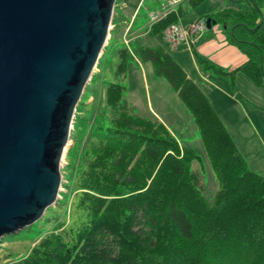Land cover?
I'll return each mask as SVG.
<instances>
[{"label": "trees", "instance_id": "16d2710c", "mask_svg": "<svg viewBox=\"0 0 264 264\" xmlns=\"http://www.w3.org/2000/svg\"><path fill=\"white\" fill-rule=\"evenodd\" d=\"M183 1L195 8L205 0ZM247 1L248 9L224 7L207 15L247 56L242 65H218L195 43L191 50L205 70L232 78L241 71L264 87V0ZM181 16L182 4L148 34L164 32ZM119 54V73L126 74L131 58L151 61L191 112L220 184L214 199L192 168L201 160L195 149L157 117L133 112L123 102L125 86L111 83V125L73 181L80 222L71 228L61 223L6 264H264V175L249 168L205 90L169 50L137 45Z\"/></svg>", "mask_w": 264, "mask_h": 264}, {"label": "water", "instance_id": "95a60500", "mask_svg": "<svg viewBox=\"0 0 264 264\" xmlns=\"http://www.w3.org/2000/svg\"><path fill=\"white\" fill-rule=\"evenodd\" d=\"M116 3L0 0V242L57 202L76 107Z\"/></svg>", "mask_w": 264, "mask_h": 264}, {"label": "rangeland", "instance_id": "374dc122", "mask_svg": "<svg viewBox=\"0 0 264 264\" xmlns=\"http://www.w3.org/2000/svg\"><path fill=\"white\" fill-rule=\"evenodd\" d=\"M168 1L117 0L108 43L76 107L69 142L61 163L62 185L57 202L32 225L2 237L0 264L27 254L37 240L59 228L61 223L71 228L75 220L80 222L77 218L82 212L76 207L73 181L76 172L85 162L87 151L102 137V130L111 125L112 109L106 98L111 83L125 86L123 102H127L133 112L149 118L157 117L170 128L182 145L195 149L201 160H194L192 168L200 173L201 188L206 197L214 199L220 184L211 166L208 151L191 112L169 81L155 73L151 61H140L137 57L129 59L126 74L118 72L122 61L119 50H132L137 45H162L179 60L172 52L174 49L170 48L164 32L147 34L152 27L149 24L150 13L161 12ZM181 3L182 16L179 22L184 26L206 22L209 10L221 6L249 8L247 0H205L195 8L179 0L171 11L178 9ZM182 44L175 50L183 51L184 58L178 62L205 90L249 168L264 175V87L256 85L241 71L232 78L213 70H205L194 63L190 42L184 41Z\"/></svg>", "mask_w": 264, "mask_h": 264}, {"label": "crops", "instance_id": "0c3cea01", "mask_svg": "<svg viewBox=\"0 0 264 264\" xmlns=\"http://www.w3.org/2000/svg\"><path fill=\"white\" fill-rule=\"evenodd\" d=\"M222 7L223 6L218 7L215 10H209L208 13L211 14V13L221 9ZM149 30L147 31V34H148ZM180 45L182 46L183 44H180ZM195 46L197 47V49L200 53L209 57L213 62H215L216 64L221 65L223 67L229 68V69H234V68L242 65L247 60V56L245 54H243L239 50L238 47H236L233 44H230L227 41L226 36L223 32V29L219 24L213 26V28H211V29H207L206 31H204L200 35L198 41L195 42ZM170 48H171V46H170ZM177 48H175L174 51H172V52L176 55V57L179 60H181L184 58V55H182L183 51L182 50L179 52L175 51ZM190 50H191V47H190ZM190 52L192 54L194 63L197 64L196 59L192 53V50ZM179 60H177V61H179ZM187 74L189 75V77H191L188 72H187Z\"/></svg>", "mask_w": 264, "mask_h": 264}, {"label": "built area", "instance_id": "2783aa9c", "mask_svg": "<svg viewBox=\"0 0 264 264\" xmlns=\"http://www.w3.org/2000/svg\"><path fill=\"white\" fill-rule=\"evenodd\" d=\"M179 0H169L167 4H164L163 10L161 12H151L150 13V26L162 19L166 14L171 12L174 5ZM209 29L205 21L191 24L189 26L182 25L179 21L171 23L164 30V36L168 41L171 48L175 49L184 41L190 42L191 46L197 41L200 35Z\"/></svg>", "mask_w": 264, "mask_h": 264}]
</instances>
